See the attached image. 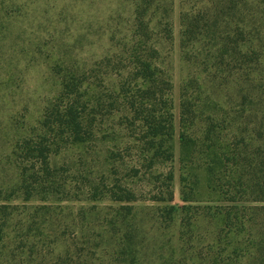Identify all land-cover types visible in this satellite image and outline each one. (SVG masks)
<instances>
[{
	"label": "trees",
	"instance_id": "obj_1",
	"mask_svg": "<svg viewBox=\"0 0 264 264\" xmlns=\"http://www.w3.org/2000/svg\"><path fill=\"white\" fill-rule=\"evenodd\" d=\"M96 1L0 0V264H264V0H177V103L175 0Z\"/></svg>",
	"mask_w": 264,
	"mask_h": 264
},
{
	"label": "rangeland",
	"instance_id": "obj_2",
	"mask_svg": "<svg viewBox=\"0 0 264 264\" xmlns=\"http://www.w3.org/2000/svg\"><path fill=\"white\" fill-rule=\"evenodd\" d=\"M82 0H70L68 8H66V0H51L50 2V20H58V26L55 27V35L62 33L64 39L67 38L68 41H73L77 39L82 34V25L84 21H88L89 24L92 23L94 15L97 10V1L96 0H87L85 8H82L80 2ZM177 0H175L174 8V38H175V50H174V75H173V84L175 92V102L177 103V90L179 85V74H178V56H177V34H178V24H177V15H178V6ZM63 12V13H61ZM96 46H94L93 50ZM39 74L37 71H32L28 76L27 80L29 81V89L32 94H35L36 91L40 93L42 91V86H40ZM175 114L177 115V109L175 108ZM177 123V116H176ZM174 203L179 204V183H178V172L177 164H175L174 169Z\"/></svg>",
	"mask_w": 264,
	"mask_h": 264
}]
</instances>
